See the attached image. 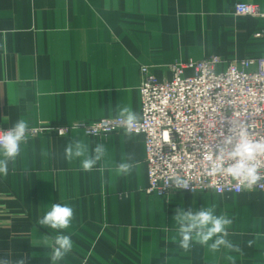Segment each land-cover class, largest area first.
<instances>
[{"label":"crops","instance_id":"obj_1","mask_svg":"<svg viewBox=\"0 0 264 264\" xmlns=\"http://www.w3.org/2000/svg\"><path fill=\"white\" fill-rule=\"evenodd\" d=\"M239 2L264 10V0H0V126L93 123L124 107L141 120V66L170 78L176 61L219 56L223 72L231 60L264 54V18L235 14ZM73 141L89 153L101 143L105 157L83 171L81 158H64ZM129 156L132 173L118 174ZM148 186L141 133L28 134L0 176V258L53 264L57 230L38 220L59 203L74 209L62 230L73 248L55 264H264L263 190L162 196ZM202 207L232 219L227 239L239 251L179 247L177 208Z\"/></svg>","mask_w":264,"mask_h":264},{"label":"built area","instance_id":"obj_2","mask_svg":"<svg viewBox=\"0 0 264 264\" xmlns=\"http://www.w3.org/2000/svg\"><path fill=\"white\" fill-rule=\"evenodd\" d=\"M237 15L264 18L259 4L239 2ZM221 57L176 61L167 69L170 78L157 77L150 66H141L142 119L136 133L144 136L148 165V191L168 196L178 190L214 191L222 195L245 189L224 171H215L220 164L218 149L226 137L247 131L249 139L264 141V54L256 58L231 60L223 72L216 67ZM191 71V72H188ZM7 129L0 126V132ZM56 130L63 135L73 130L101 136L125 131L118 116L66 126L41 124L30 128L29 135ZM264 173V155L259 156ZM224 160L222 168L229 166ZM185 179L189 188L168 186L170 177ZM252 190L264 191V180Z\"/></svg>","mask_w":264,"mask_h":264},{"label":"clouds","instance_id":"obj_3","mask_svg":"<svg viewBox=\"0 0 264 264\" xmlns=\"http://www.w3.org/2000/svg\"><path fill=\"white\" fill-rule=\"evenodd\" d=\"M118 118L122 121L126 135L131 136L137 130L140 120L138 113L124 107L118 110ZM29 131L28 121L21 118L6 131L0 132V176L8 174L9 163L14 162L20 155L21 145L27 142ZM218 151L220 164L214 167L215 171L226 172L247 190H252L254 185L264 180V173L260 170L261 164L258 160L259 156L264 155V141L255 142L249 139L245 129L241 128L238 134L226 137ZM105 154L106 148L101 143H98L91 153L88 145L80 141L70 142L64 149L66 160L81 158L83 171H92L103 160ZM225 159L230 163L228 167L222 168ZM132 160L133 157L129 156L121 161L117 173L130 175L134 169ZM168 186L175 189L189 188L188 182L178 175L170 177ZM73 218L74 209L70 205L56 203L52 204L38 220L40 226L57 230L50 257L53 264L63 260L73 248L71 237L62 231L70 227ZM174 219L180 237L179 247L185 251L194 243L207 246L212 252H217L222 247L230 251H239L238 246L227 239L232 219L227 215H216L213 208L202 207L195 212L191 209L185 211L183 208H177ZM0 264H26V261L23 256L13 261L5 255L0 258Z\"/></svg>","mask_w":264,"mask_h":264}]
</instances>
